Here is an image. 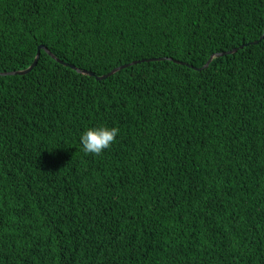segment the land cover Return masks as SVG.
I'll return each mask as SVG.
<instances>
[{
    "label": "trees",
    "instance_id": "1",
    "mask_svg": "<svg viewBox=\"0 0 264 264\" xmlns=\"http://www.w3.org/2000/svg\"><path fill=\"white\" fill-rule=\"evenodd\" d=\"M263 35L264 0H0V72L128 65L0 75V264H264Z\"/></svg>",
    "mask_w": 264,
    "mask_h": 264
},
{
    "label": "clouds",
    "instance_id": "2",
    "mask_svg": "<svg viewBox=\"0 0 264 264\" xmlns=\"http://www.w3.org/2000/svg\"><path fill=\"white\" fill-rule=\"evenodd\" d=\"M119 128L104 124L86 127L80 134V146L85 154L98 156L117 139Z\"/></svg>",
    "mask_w": 264,
    "mask_h": 264
},
{
    "label": "water",
    "instance_id": "3",
    "mask_svg": "<svg viewBox=\"0 0 264 264\" xmlns=\"http://www.w3.org/2000/svg\"><path fill=\"white\" fill-rule=\"evenodd\" d=\"M264 36V35H263ZM262 36V38H263ZM252 43H258V41H254ZM45 50L50 56H52L54 59H56L57 61L67 65V66H70L74 69H76L78 72L80 73H83V74H88V75H91V76H95L98 80H101V79H104V78H107L108 76H111L113 74H115L117 71H119L120 69L124 68V67H127L128 65H122V66H119L117 68H114L113 70H111L110 72H108L107 74H104V75H96L94 72L90 71V70H83V69H80V68H76V66L72 65V64H69L67 62H64L63 60L59 59L58 57H56L45 45H40L39 46V50H38V53L33 61V63L26 69H23V70H17V71H13V72H0V75H22V74H26L28 72H30L38 63L39 61V58H40V53H41V50ZM237 49H234V50H231V51H227V52H221V53H216L214 55H212L209 60L206 62V64L202 67V68H199V69H205L207 68L210 63L212 62V60L217 57V56H223V55H226V54H229V53H234L236 52ZM155 59H163V58H152V59H149V60H155ZM139 61H136V62H133V63H138Z\"/></svg>",
    "mask_w": 264,
    "mask_h": 264
}]
</instances>
